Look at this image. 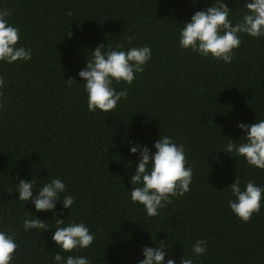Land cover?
Instances as JSON below:
<instances>
[{
    "label": "trees",
    "instance_id": "trees-1",
    "mask_svg": "<svg viewBox=\"0 0 264 264\" xmlns=\"http://www.w3.org/2000/svg\"><path fill=\"white\" fill-rule=\"evenodd\" d=\"M226 2L238 19L243 0ZM206 6L204 0H0L23 33L19 44L32 49L30 61L0 63L6 81L0 89V228L16 235L12 264H52L59 251L51 231H24L29 211L49 228L55 219L17 200L18 176L66 182L75 204L70 214L58 204L57 213L96 233L91 248L72 253L92 264H137L142 247L154 246L152 238L171 244L178 264L200 239L207 250L195 264H264V207L243 222L229 209L225 188L235 176L264 185V171L220 151L225 136L242 135L238 121L264 118V37L242 34L227 64L181 49L177 26ZM108 43L149 45L152 59L132 85H114L128 93L115 110L90 112L78 72L87 50ZM69 78L77 82L68 86ZM159 133L184 144L193 180L189 192L149 218L130 200L138 155L129 153L128 142L151 148Z\"/></svg>",
    "mask_w": 264,
    "mask_h": 264
},
{
    "label": "clouds",
    "instance_id": "clouds-1",
    "mask_svg": "<svg viewBox=\"0 0 264 264\" xmlns=\"http://www.w3.org/2000/svg\"><path fill=\"white\" fill-rule=\"evenodd\" d=\"M197 0H193L196 3ZM237 4L240 0H235ZM207 5L196 11L189 20L177 26L178 44L181 49L190 50L208 59L231 63L234 50L242 43L241 36L252 38L264 37V0H243L239 18L234 17L236 9L229 6L226 0H204ZM12 11L0 8V63L12 64L18 61L27 62L32 59V49L19 41L23 38L21 29L11 21ZM68 16L73 12L69 10ZM68 31L67 37L71 38ZM129 43L133 37H127ZM85 66L79 70L78 76L87 96V108L90 112L115 110L120 102L127 99V90H117L115 84L132 85L137 75L144 71L152 59V48L149 45L125 47L120 43L98 44L94 49L87 50ZM74 78L65 80L68 86ZM6 81L0 76V89ZM3 105L0 92V107ZM236 128L242 133L239 139L227 137L220 151L244 162L259 171H264V118H257L253 123L238 121ZM154 149V151H153ZM128 150L131 155H138L135 172L130 177L133 187L130 200L143 207L147 217H158L172 199L183 196L190 191L193 180V168L187 165L186 149L168 135H161L150 148L129 140ZM14 192L17 200L34 206L37 213L51 212L55 219V227L49 228L47 222L33 212L23 219L24 231L36 229L39 232L51 231V240L56 249L52 264H92L86 255H74L81 249L91 248L96 233L90 226L80 220H67L75 197L67 193L66 182L54 177L41 182L40 177L28 180L17 177ZM230 193L228 207L243 222H248L253 214L264 207V185L255 180L242 182L235 176L234 181L225 187ZM68 209L65 217L63 212L57 213V205ZM63 217V218H61ZM154 246L145 245L141 249L142 259L137 264H178L171 256V244L166 241H155ZM19 247L16 235L10 230L0 228V264H12L13 256ZM207 242L197 240L191 246V253L185 254L179 264H195V260L204 255Z\"/></svg>",
    "mask_w": 264,
    "mask_h": 264
}]
</instances>
